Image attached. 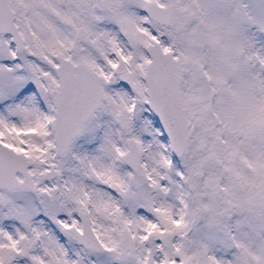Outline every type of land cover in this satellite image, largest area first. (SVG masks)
Wrapping results in <instances>:
<instances>
[{
  "label": "snow or ice",
  "instance_id": "1",
  "mask_svg": "<svg viewBox=\"0 0 264 264\" xmlns=\"http://www.w3.org/2000/svg\"><path fill=\"white\" fill-rule=\"evenodd\" d=\"M0 264H264V0H0Z\"/></svg>",
  "mask_w": 264,
  "mask_h": 264
}]
</instances>
